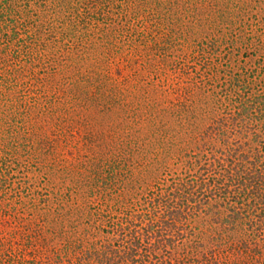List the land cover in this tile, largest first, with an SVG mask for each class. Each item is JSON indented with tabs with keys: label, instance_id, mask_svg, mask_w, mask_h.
<instances>
[{
	"label": "rangeland",
	"instance_id": "374dc122",
	"mask_svg": "<svg viewBox=\"0 0 264 264\" xmlns=\"http://www.w3.org/2000/svg\"><path fill=\"white\" fill-rule=\"evenodd\" d=\"M3 3L0 235L28 258V233L35 228L56 234L76 206L137 201L173 167L168 154L175 147L155 130L163 116L156 117L139 87L141 72L152 84L158 82L156 71L148 75L134 57L107 67L100 58L104 67L98 65L94 58L105 41L97 34L92 39L85 22L99 27L107 22L108 30L128 34L129 41L112 42L120 48L116 58L128 42L149 53L151 64H163L168 82L180 88L169 97L183 100L191 88L197 100L211 84L223 89L224 81L239 94L264 91V0H0V7ZM104 73L132 89L125 94L140 118L153 111L147 129L140 130L146 123L128 120L119 106L87 96L89 88L95 90L91 84L104 82ZM163 114L173 138L177 118ZM106 167L115 175L110 188L102 179L111 176Z\"/></svg>",
	"mask_w": 264,
	"mask_h": 264
},
{
	"label": "trees",
	"instance_id": "16d2710c",
	"mask_svg": "<svg viewBox=\"0 0 264 264\" xmlns=\"http://www.w3.org/2000/svg\"><path fill=\"white\" fill-rule=\"evenodd\" d=\"M3 9H6L4 3L0 13ZM85 23L92 27L89 35L92 39L97 34L100 41H105L101 45L103 50L94 58L98 65L104 67L100 58L107 67L134 57L140 69L149 71L148 75L156 71L158 82L153 80L152 84L141 72L139 87L155 114L163 116L155 130L161 129L160 138L164 142L171 139L175 147L174 153L168 154L173 167L154 189L137 201L129 200L117 206L102 202L76 206L68 212L67 223L60 222L56 234L52 231L47 236L49 231L35 228L28 233L29 258L28 252L4 243V236L0 235V264L261 263L264 258V91L239 94L224 81L223 89L216 90L211 84L197 100L191 88L185 90L183 100H178L180 95L169 97L180 88L168 82L163 64H151L149 53L143 55L128 42L126 52L120 51L116 58L120 48L112 42L129 41L128 34L120 29L108 30L107 22L103 27L91 21ZM106 44L112 48L105 47ZM142 55L144 59L140 61ZM102 77L104 82L100 86L91 84L95 90L89 88L87 96L99 98L106 107L119 106L128 120L146 123L140 130L147 129L153 121V111L145 107L146 115L140 118L132 109L133 101L129 102L130 97L125 94L133 93L132 89L106 73ZM163 112L167 117L177 118L179 130L173 138L167 136L170 130L165 127ZM106 168L105 173L111 176L102 177L105 181L102 184L110 188L115 175L112 168Z\"/></svg>",
	"mask_w": 264,
	"mask_h": 264
}]
</instances>
